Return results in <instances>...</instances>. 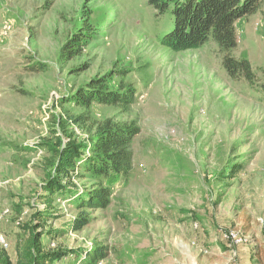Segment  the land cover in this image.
<instances>
[{"label": "rangeland", "instance_id": "1", "mask_svg": "<svg viewBox=\"0 0 264 264\" xmlns=\"http://www.w3.org/2000/svg\"><path fill=\"white\" fill-rule=\"evenodd\" d=\"M172 18L147 0H0V238L7 244L0 247L13 259L22 225L48 210L55 217L45 229L66 232L46 233L44 242L84 249L104 242L109 255L98 264H264V92L228 75L212 39L167 47L161 37ZM237 29L233 55L249 59L263 82L264 3ZM76 34L80 53L61 58ZM111 72L112 88L123 79L137 100L95 105L87 124L136 123L133 174L114 184L107 208L89 210L88 226L72 231L69 199L41 188L49 153L40 143L53 140L55 115L83 112L59 103ZM231 162L242 168L217 183ZM231 229L240 243L225 238Z\"/></svg>", "mask_w": 264, "mask_h": 264}, {"label": "trees", "instance_id": "2", "mask_svg": "<svg viewBox=\"0 0 264 264\" xmlns=\"http://www.w3.org/2000/svg\"><path fill=\"white\" fill-rule=\"evenodd\" d=\"M158 14L171 15V30L165 32L161 41L176 51L194 49L210 39L214 40L223 52V66L233 79H244L252 89L264 92V81L247 58H237V23L242 18L258 12L264 0H147ZM80 34L70 37L62 46L61 58L70 59L82 49ZM264 73V71H263ZM120 75L121 73L118 72ZM113 73L95 76L73 91L71 97L63 99V106L71 102L83 112L55 115L56 128L53 140L40 143L49 153L44 164L46 178L41 188L48 197L58 195L61 201L69 199L76 210V216L66 223L72 231H81L88 226L93 217L89 210L104 209L113 198V186L119 180L126 181L134 169L132 142L140 132L135 122H116L112 118L87 124L95 105L130 107L137 100V88L121 79L112 88ZM116 84V83H115ZM75 124L83 130L86 137L78 135L70 127ZM30 149V147H25ZM241 165L230 163L215 177L217 183L234 178ZM93 181L92 187L81 183ZM51 211L37 210L29 223L22 225V235L17 239L15 254L0 247V264H98L107 258L109 247L104 242H93L91 247L71 248L65 245L52 247L44 242V235L58 236L65 230L45 229ZM199 218V217H197ZM69 255L75 258L64 263Z\"/></svg>", "mask_w": 264, "mask_h": 264}, {"label": "built area", "instance_id": "3", "mask_svg": "<svg viewBox=\"0 0 264 264\" xmlns=\"http://www.w3.org/2000/svg\"><path fill=\"white\" fill-rule=\"evenodd\" d=\"M225 238L226 239H230L232 243L234 244H238L241 242V237H240V233L234 229L229 230L226 234H225ZM2 243H4L5 246H7V244L5 243L4 239H1Z\"/></svg>", "mask_w": 264, "mask_h": 264}, {"label": "crops", "instance_id": "4", "mask_svg": "<svg viewBox=\"0 0 264 264\" xmlns=\"http://www.w3.org/2000/svg\"><path fill=\"white\" fill-rule=\"evenodd\" d=\"M238 24V23H237Z\"/></svg>", "mask_w": 264, "mask_h": 264}]
</instances>
